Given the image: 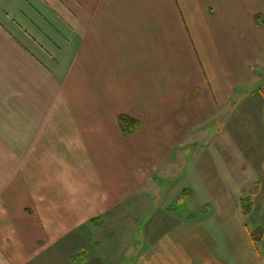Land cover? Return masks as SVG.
<instances>
[{"label":"crops","instance_id":"crops-1","mask_svg":"<svg viewBox=\"0 0 264 264\" xmlns=\"http://www.w3.org/2000/svg\"><path fill=\"white\" fill-rule=\"evenodd\" d=\"M225 120L264 136V0H0V264H264Z\"/></svg>","mask_w":264,"mask_h":264},{"label":"rangeland","instance_id":"rangeland-1","mask_svg":"<svg viewBox=\"0 0 264 264\" xmlns=\"http://www.w3.org/2000/svg\"><path fill=\"white\" fill-rule=\"evenodd\" d=\"M227 115L229 116V120L231 119L232 122L233 121L232 115L234 114L231 113ZM238 115L239 114L237 113L234 116L237 117ZM233 123H230L227 120H225V122L219 124L218 126L216 125L213 131L214 134L215 133L216 135L219 134L220 137L217 139L215 143L209 142L210 144L208 145L207 149L209 153H213L215 154V156L221 154V158L217 160V162H219V166H221L222 164L231 165V169L225 168V170H221L224 173V178L227 185L229 184V186L227 187H229L230 191H232V193L230 191L228 194L225 193L227 196L230 194L227 198L228 200H231L230 197L236 199L238 195H240L239 193L235 192L236 190L240 191L243 188L249 189V187L252 186V190H251L252 194H249L246 191L245 193H243L245 196H247L245 203H243V210L241 211V213L244 214L248 209L247 204L248 203L250 204L249 196L253 195L254 189L256 190L264 187V170L263 171H259V170L255 171V169L247 170V165L250 163V160H247L248 156L253 157L254 155L260 153L264 154V149H263L264 136L263 134H261V131L258 128H255L254 126L252 128H239ZM218 128L220 129L219 132L217 131ZM247 132H249L250 136H254V138L251 137L249 138L247 136ZM222 155H224V157L227 156L228 157L227 160L222 158ZM240 165L242 166L241 168H239ZM222 168L223 166H221V169ZM179 205L181 207L184 206L181 205V203H177L176 207ZM146 212L147 210H144L142 215H144ZM229 212H231V210H229ZM228 228H229V233L231 234L232 233L231 228L230 227ZM141 239L142 238H140V240ZM146 245L149 244L147 243ZM261 251L264 257L263 249H261Z\"/></svg>","mask_w":264,"mask_h":264},{"label":"trees","instance_id":"trees-1","mask_svg":"<svg viewBox=\"0 0 264 264\" xmlns=\"http://www.w3.org/2000/svg\"><path fill=\"white\" fill-rule=\"evenodd\" d=\"M120 120H121V123L122 125L124 126V129L127 131V132H131L135 129H137L138 125H139V121L130 117V116H120ZM186 197V194L183 193L181 194L180 196V199H185Z\"/></svg>","mask_w":264,"mask_h":264}]
</instances>
